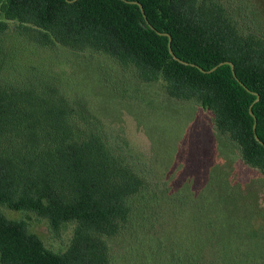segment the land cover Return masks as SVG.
Listing matches in <instances>:
<instances>
[{
    "label": "trees",
    "instance_id": "1",
    "mask_svg": "<svg viewBox=\"0 0 264 264\" xmlns=\"http://www.w3.org/2000/svg\"><path fill=\"white\" fill-rule=\"evenodd\" d=\"M236 13L220 0H0V50L7 22L17 21L15 38L30 45L105 51L146 81L164 80L172 97L207 105L244 161L264 170V36L240 31ZM4 53L0 204L34 212L55 231L76 225L57 253L0 211L1 264H114L111 238L129 221L130 199L146 178L94 121L84 126L88 115L60 90L48 60L14 63ZM175 246L173 259L186 264Z\"/></svg>",
    "mask_w": 264,
    "mask_h": 264
},
{
    "label": "rangeland",
    "instance_id": "2",
    "mask_svg": "<svg viewBox=\"0 0 264 264\" xmlns=\"http://www.w3.org/2000/svg\"><path fill=\"white\" fill-rule=\"evenodd\" d=\"M220 1L236 10L240 31L264 36V0ZM7 23L0 52L14 63L48 60L60 90L88 115L84 126L94 121L146 178L130 199L129 221L111 238L114 264H177L175 241L186 264H264V170L244 161L207 105L172 97L164 80L146 81L93 46L30 45L15 38L17 21ZM0 211L54 252L71 244L73 222L55 231L34 212L1 204Z\"/></svg>",
    "mask_w": 264,
    "mask_h": 264
},
{
    "label": "water",
    "instance_id": "3",
    "mask_svg": "<svg viewBox=\"0 0 264 264\" xmlns=\"http://www.w3.org/2000/svg\"><path fill=\"white\" fill-rule=\"evenodd\" d=\"M130 2L138 3V4L141 6L142 10H143V6H142V4H141L140 2H138V1H130ZM168 35H169V47H170V51H171V53L175 56V54H174V52H173V49H172V37H171L170 34H168ZM175 57H176V56H175ZM177 59H179V58H177ZM224 63H231L232 66H234L233 63L230 62V61H224V62H221L219 65H222V64H224ZM219 65H217V66H215L214 68L208 70V72L214 71L216 68H218ZM202 70H203V71H206V70H204V69H202ZM259 98H260V95L257 94V99H256V101H258ZM256 101H255V102H256ZM251 113L253 114V111H252V110H251ZM256 125H257V120H256V118H255V126H254V127H255L254 129H255V130H256ZM256 137H257V139H259V137L257 136V134H256Z\"/></svg>",
    "mask_w": 264,
    "mask_h": 264
}]
</instances>
